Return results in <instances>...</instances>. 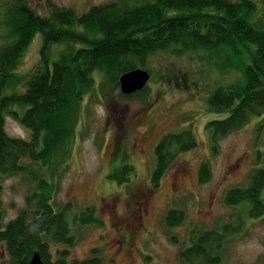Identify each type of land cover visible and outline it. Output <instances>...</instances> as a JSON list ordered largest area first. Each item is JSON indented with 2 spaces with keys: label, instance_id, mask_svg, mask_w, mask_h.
I'll return each instance as SVG.
<instances>
[{
  "label": "trees",
  "instance_id": "1",
  "mask_svg": "<svg viewBox=\"0 0 264 264\" xmlns=\"http://www.w3.org/2000/svg\"><path fill=\"white\" fill-rule=\"evenodd\" d=\"M256 9L251 0H115L93 6L81 15L56 6L50 16L42 17L26 0H15L0 21L7 31L4 37L11 38L0 45V244L10 264H30L36 253L45 264H67L68 250L55 253L52 245L75 246L73 225L103 224L94 205L75 214L71 222L73 203L58 208L54 204L58 174L67 162V153L62 158L64 147L76 133L81 105L95 85V73L120 90L122 74L139 68L137 65L149 66L148 58L161 51L181 54L206 49L220 55L228 47L235 54L245 49L253 60L244 66L245 83L218 87L209 99L214 110L230 112L226 118L206 124L212 154L220 152L223 138L242 130L254 118L258 119L255 130L264 132V24L250 21ZM38 34L42 35L41 61L22 80L16 71ZM56 45L67 46L68 55L53 58ZM145 70L152 76L149 69ZM14 85L16 89L8 93ZM22 87L25 91H18ZM149 91L147 85L137 93L120 91V95L143 99ZM8 114L29 131V138L7 132ZM197 146L190 129L165 134L155 149L153 188L161 184L179 153ZM134 171L132 165L125 164L110 177L123 183ZM17 174L32 177L35 187L26 195L25 207L6 223L3 182ZM211 178V163L203 161L199 183ZM263 189L264 168L257 167L251 172L248 187L229 189L224 203L232 207L248 202L249 217H263ZM185 219L184 210L171 207L164 223L175 228ZM235 232L229 223L221 228L192 230L191 243L179 251V257L185 264H221L224 244ZM170 239L180 242L175 235ZM0 264L5 263L0 260ZM75 264L104 263L96 249L92 257Z\"/></svg>",
  "mask_w": 264,
  "mask_h": 264
},
{
  "label": "rangeland",
  "instance_id": "2",
  "mask_svg": "<svg viewBox=\"0 0 264 264\" xmlns=\"http://www.w3.org/2000/svg\"><path fill=\"white\" fill-rule=\"evenodd\" d=\"M26 1L39 16L48 17L56 6L81 15L93 6L115 0ZM251 1L257 9L250 21L264 24V0ZM14 2L0 0V21ZM6 33L0 26V45L11 41L4 37ZM41 48L42 35L38 34L16 71L18 78L23 80L22 76L40 63ZM68 53L64 45L52 49L53 58ZM248 63L253 60L245 49L235 54L229 47L220 55L206 49L181 54L171 50L158 52L148 58L149 66L137 65L152 72L150 91L143 99L122 97L118 88L95 73V85L81 105L76 133L64 147L62 158L67 153V162L58 174L54 204L58 208L73 203L71 222L75 214L94 205L103 224L73 225L77 244L71 248L52 245V252L68 250L67 264L92 257L96 249L104 264H185L179 251L190 245L192 230L221 228L229 223L236 232L224 244L221 264H264V216L249 217L248 202L232 207L224 203L229 189L248 187L251 172L264 168V132L255 130L258 119L254 118L242 130L223 138L220 152L214 155L206 129L208 121L230 114L214 110L209 101L211 95L218 87L244 84L243 69ZM16 87L9 88L8 93ZM184 129L193 131L198 146L179 153L161 184L153 188L151 177L158 143L165 134ZM6 130L11 136L29 138V131L9 114ZM206 160L211 163L212 178L200 184L198 172ZM125 164L135 170L129 181L120 183L110 177ZM3 185L7 223L25 207L26 195L35 184L29 175L17 174L7 177ZM261 197L264 201V189ZM171 207L186 212L185 222L175 228L164 223ZM174 235L180 242L170 239ZM0 260L10 264L3 244Z\"/></svg>",
  "mask_w": 264,
  "mask_h": 264
},
{
  "label": "water",
  "instance_id": "3",
  "mask_svg": "<svg viewBox=\"0 0 264 264\" xmlns=\"http://www.w3.org/2000/svg\"><path fill=\"white\" fill-rule=\"evenodd\" d=\"M151 74L142 68L132 69L120 77V91L129 95L142 91L149 83ZM30 264H45L39 253H36Z\"/></svg>",
  "mask_w": 264,
  "mask_h": 264
},
{
  "label": "bare ground",
  "instance_id": "4",
  "mask_svg": "<svg viewBox=\"0 0 264 264\" xmlns=\"http://www.w3.org/2000/svg\"><path fill=\"white\" fill-rule=\"evenodd\" d=\"M44 262V261H43Z\"/></svg>",
  "mask_w": 264,
  "mask_h": 264
}]
</instances>
